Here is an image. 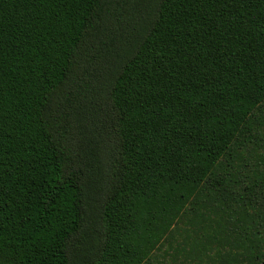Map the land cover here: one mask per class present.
<instances>
[{"label":"trees","instance_id":"trees-1","mask_svg":"<svg viewBox=\"0 0 264 264\" xmlns=\"http://www.w3.org/2000/svg\"><path fill=\"white\" fill-rule=\"evenodd\" d=\"M264 264V0H0V264Z\"/></svg>","mask_w":264,"mask_h":264},{"label":"rangeland","instance_id":"rangeland-1","mask_svg":"<svg viewBox=\"0 0 264 264\" xmlns=\"http://www.w3.org/2000/svg\"><path fill=\"white\" fill-rule=\"evenodd\" d=\"M150 264H190L182 256H178L176 253L166 255L164 250L156 252Z\"/></svg>","mask_w":264,"mask_h":264}]
</instances>
